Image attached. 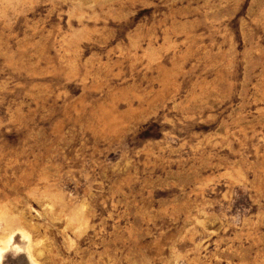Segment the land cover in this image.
I'll use <instances>...</instances> for the list:
<instances>
[{
	"label": "rangeland",
	"instance_id": "374dc122",
	"mask_svg": "<svg viewBox=\"0 0 264 264\" xmlns=\"http://www.w3.org/2000/svg\"><path fill=\"white\" fill-rule=\"evenodd\" d=\"M0 264H264V0H0Z\"/></svg>",
	"mask_w": 264,
	"mask_h": 264
}]
</instances>
